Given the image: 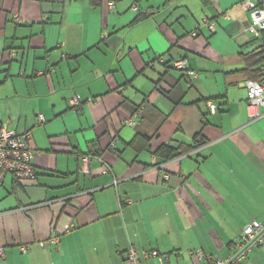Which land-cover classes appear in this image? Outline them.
<instances>
[{"label":"crops","instance_id":"0c3cea01","mask_svg":"<svg viewBox=\"0 0 264 264\" xmlns=\"http://www.w3.org/2000/svg\"><path fill=\"white\" fill-rule=\"evenodd\" d=\"M164 1L0 0V123L31 133L37 171L0 185V264H125L131 248L208 264L264 221V109L250 118L243 72L264 40L246 32L255 0ZM164 145L191 150L163 163ZM242 264H264V245Z\"/></svg>","mask_w":264,"mask_h":264},{"label":"built area","instance_id":"2783aa9c","mask_svg":"<svg viewBox=\"0 0 264 264\" xmlns=\"http://www.w3.org/2000/svg\"><path fill=\"white\" fill-rule=\"evenodd\" d=\"M109 10L115 7V1L108 5ZM246 11L251 15V24L246 32L255 37L264 36V0L249 1L244 5ZM134 11H139L138 2L133 5ZM14 17L21 22L18 16ZM205 26L210 31L215 30V24L205 20ZM198 31L192 34V37L198 36ZM174 67L192 77H196L195 72L188 70V62L186 60H178L174 63ZM246 88L248 90V113L251 119L257 120L263 116L261 109H264V82H258L252 79L246 80ZM82 104L81 100L75 99L73 106L78 107ZM32 136L30 133L19 134L7 128L0 123V185L3 184L7 175H11L17 182H33L37 178V171L34 164L35 151L31 146ZM116 143L111 144L114 149ZM87 161V159L85 160ZM107 173V171L105 172ZM73 230L72 226H66L64 230L59 231L57 236L51 240V243L58 244L60 236L67 234ZM264 244V222L255 221L247 225L239 239L230 247V253L225 259H214L208 264H242L244 259L254 250ZM24 248L23 251H26ZM4 256V250L0 249V258ZM147 257H153L163 260V256L158 251H152L146 254ZM202 257V253L198 254ZM125 264H143L140 262L138 251L131 248L125 255Z\"/></svg>","mask_w":264,"mask_h":264},{"label":"trees","instance_id":"16d2710c","mask_svg":"<svg viewBox=\"0 0 264 264\" xmlns=\"http://www.w3.org/2000/svg\"><path fill=\"white\" fill-rule=\"evenodd\" d=\"M262 37L264 39V36H262ZM257 38H260V37H257ZM262 41H263V44L256 51L249 53V54H245V55L242 54V55H244L243 56V62L245 65L243 72L250 79L258 81V82H264V40H262ZM137 143L143 144L144 146H147L148 140L139 139L137 141ZM183 148H185V147L182 146L180 148H174V147L169 146V145H164V146L160 147L155 152V154H156L157 158L159 160H161L163 163H168V162H171V161L185 155L186 153H189L191 150V148H185V149H183ZM257 221L262 222V223L264 222V221H260V220H257ZM253 222H255V221H253ZM253 222H251L250 224H252ZM249 255L244 259L243 263L246 261V259L249 257Z\"/></svg>","mask_w":264,"mask_h":264},{"label":"rangeland","instance_id":"374dc122","mask_svg":"<svg viewBox=\"0 0 264 264\" xmlns=\"http://www.w3.org/2000/svg\"><path fill=\"white\" fill-rule=\"evenodd\" d=\"M131 1H133L131 4L135 3V0H131ZM154 1H157V2H154ZM163 1H161V0H142L140 3L139 12H141V11L148 12L149 9H152L151 8L152 6H154V8H160L159 10L161 12L162 11L161 9H163L165 7ZM181 1L182 0H171L170 1L171 4H169L168 7H177L178 5L180 6L182 4V3H180ZM183 1L190 4L193 0H183ZM137 2L139 3V0H137ZM148 2H152L153 5H151V3H148ZM132 10H133V7L127 13H129V12L133 13ZM80 11H81V9L75 5H73L72 7L69 6L66 10V14L68 15V23L71 25L72 28H75V24L81 21L80 19L79 20L75 19L76 14H78ZM87 19H89V25L93 26L94 20L92 19V17L89 16V17H87ZM184 20H185V18H184ZM53 27L54 28L52 30V33H55V34L58 33V35H59V31H60L61 27L59 25H54ZM140 29L146 30V27L140 26L138 30H140ZM221 31H223V28H219V32H221ZM135 35H136V33L134 34V37H135ZM221 37L222 36L218 37V35H216L210 41L216 40V44H215L216 47H218V49L222 50V49H224V44H222V40H221L222 38ZM201 38H203V37L200 36L198 39H201ZM124 67L126 68V66H124ZM175 72H177V71H175ZM177 73H179V71Z\"/></svg>","mask_w":264,"mask_h":264}]
</instances>
